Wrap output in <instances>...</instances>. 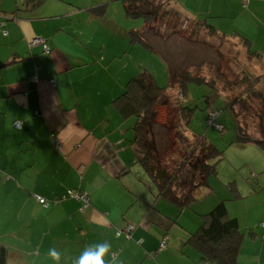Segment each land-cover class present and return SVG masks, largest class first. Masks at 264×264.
Here are the masks:
<instances>
[{"label": "crops", "instance_id": "crops-1", "mask_svg": "<svg viewBox=\"0 0 264 264\" xmlns=\"http://www.w3.org/2000/svg\"><path fill=\"white\" fill-rule=\"evenodd\" d=\"M167 1L193 23L207 21L228 39H249L264 54V0L248 7L244 0ZM108 4L0 0V243L10 250L8 264H73L86 246L101 241L111 243L117 264H167L175 252L184 264L199 257L180 250L186 227L172 229L168 248L157 252L163 215L171 218L172 210L135 170L131 125L114 104L123 89L108 88L105 78L97 86L92 64L98 51L84 41L81 18L103 17ZM36 38L50 53L33 45ZM108 56L105 51L102 64ZM69 190L89 196L83 213L80 202L66 197ZM129 224L136 227L132 238L118 236ZM51 248L61 253L59 262L48 255ZM258 248L251 264H264V238ZM243 255L242 264H250L244 248Z\"/></svg>", "mask_w": 264, "mask_h": 264}, {"label": "rangeland", "instance_id": "rangeland-1", "mask_svg": "<svg viewBox=\"0 0 264 264\" xmlns=\"http://www.w3.org/2000/svg\"><path fill=\"white\" fill-rule=\"evenodd\" d=\"M96 1L100 4L109 2L106 13L103 17H94L87 13L83 15L81 30L84 41L92 42L91 48L95 44L98 51L96 63L92 64V70L95 66L99 73L97 86L100 87V79L105 78L108 88L112 86L124 89L131 77L143 69L149 70L161 87H167L168 103L158 109L159 115L155 124L159 155H166L167 163L164 164L170 165L171 160L184 156L186 150L195 142L193 135L204 136L223 152L218 174L210 179L212 188L197 191L192 207L183 210V214L177 218L180 224L171 220L177 214L175 207L168 205L172 210L169 214L172 217L163 215V233L169 234L172 229L176 233L182 232L184 227L196 231L202 223L200 215L207 213L222 199L227 200L230 215L240 217L243 232L248 228L245 224H250V229L253 224H257L261 230L264 221V152L254 144L237 143L236 121L227 104L233 101L234 110L238 112L242 125L252 135L264 139V59H252L238 40L214 36L204 28L197 31L194 21L180 12V22L176 26L179 32L170 34L165 42H149L154 46L156 44L159 50L158 53L151 51L143 44L132 43L130 30H143V19H129L122 0H94ZM166 4L175 10L168 1ZM171 19L174 23L175 18ZM205 19L204 16L201 21ZM160 30L165 35L170 33L165 26L160 27ZM104 50L109 56L107 62L102 64ZM115 55L118 59H110ZM170 69L177 72L189 69L192 74L212 80L216 90L207 84L198 85L192 82L187 96L182 100L179 85L176 83L171 88L168 86ZM102 70H105L103 75ZM181 100L185 106L194 109L188 129L178 113V102ZM212 112L219 113L216 124L223 127L224 132L211 124ZM128 123L131 125L129 132L133 137L134 118H130ZM134 167L148 178L139 165ZM253 175L256 179L252 178ZM148 182L152 184L149 178ZM232 186L238 189L239 199H235L237 194L231 191ZM247 241L252 243L251 249L247 251V247L243 248L248 257L247 263L251 264L250 253H253V248H260L263 237L257 236L255 241L246 236V245ZM199 260L200 257H196L194 263L199 264ZM167 264L184 263L180 254L175 252Z\"/></svg>", "mask_w": 264, "mask_h": 264}, {"label": "trees", "instance_id": "trees-1", "mask_svg": "<svg viewBox=\"0 0 264 264\" xmlns=\"http://www.w3.org/2000/svg\"><path fill=\"white\" fill-rule=\"evenodd\" d=\"M122 3L125 14L129 19L141 18L144 22L143 30H130L132 43L143 44L149 50L158 53L157 45L154 43V46L149 42H165L170 34L177 32L176 26L180 22V13L169 8L166 4L167 0H162V2L158 0H122ZM250 3L251 0L246 4V7ZM101 12L104 13L103 10ZM171 18H175L174 23L171 22ZM162 26H165V29L170 33L167 35L162 33L160 30ZM194 28L197 31L204 28L214 36L228 37L207 21L194 24ZM236 40L240 41L242 47L252 59H263V55L253 48L249 39L241 37ZM169 73L168 86L171 88L173 84L177 83L183 96L182 100L187 96L189 85L192 82L198 85L207 84L216 90L212 80H205L192 74L189 69H184L181 72L170 69ZM166 95L167 87H161L153 73L143 69L126 83L122 93L114 100V104L123 120H129L130 118L135 120L134 125H132L134 136L130 141L135 159L134 165H139L151 180L152 186L157 192V199H161L175 207L177 215L171 220H176L175 222L180 224L177 218L183 214V210L192 207L196 201L197 191L203 188H212L210 179L218 174V166L223 159V152L204 136L193 135L195 142L190 145V149L186 150L184 156L178 160H171L170 165L164 164L166 155H159L155 139V124L159 115L158 109L168 103ZM182 100L178 102V113L188 129L194 109L185 106ZM227 106L236 121L237 143L254 144L264 152V139L252 135L249 129L242 125L238 112L234 110L235 104L233 101H229ZM218 115L219 113L212 112L213 121H211V124H215L216 128L224 132L225 129L216 124ZM252 178L256 179V176L253 175ZM231 191L235 195L237 194L235 199L240 198L236 186H232ZM66 197L70 198L68 192ZM217 202V205H214L211 210L200 215L202 216V223L196 231L187 230L188 237L184 242V248L180 250L182 253H185L186 249L196 251L200 257L201 263L199 264H242L243 261H240V259L245 256H242V252L243 247L246 246V236L254 240L261 235L264 238V221L262 234L256 231V228L260 229L257 224H253L251 229L249 228L250 224H245L248 228L246 232H243L241 219L238 216L232 217L230 215L229 207L226 204L227 200L222 199ZM40 204L45 207L46 204L49 205L48 202ZM80 204L79 210L83 213L87 207L83 208V204ZM130 226H132V229L128 230ZM135 229V225L129 224L124 229L118 230L117 235H124L127 239H131ZM168 245L169 235L165 232L157 252L166 250ZM9 257V248L0 243V264H8ZM257 264L262 263L258 260Z\"/></svg>", "mask_w": 264, "mask_h": 264}, {"label": "clouds", "instance_id": "clouds-1", "mask_svg": "<svg viewBox=\"0 0 264 264\" xmlns=\"http://www.w3.org/2000/svg\"><path fill=\"white\" fill-rule=\"evenodd\" d=\"M48 255L58 262L61 257L56 248L49 249ZM73 264H117V254L113 252L110 242L101 241L86 246L74 259Z\"/></svg>", "mask_w": 264, "mask_h": 264}, {"label": "built area", "instance_id": "built-area-1", "mask_svg": "<svg viewBox=\"0 0 264 264\" xmlns=\"http://www.w3.org/2000/svg\"><path fill=\"white\" fill-rule=\"evenodd\" d=\"M244 1H245V4H247L249 2V0H244ZM41 44H44V42H43V40L41 38H36L33 41V45H41ZM44 48H45V52L46 53H50L49 47H47L45 44H44ZM50 82L52 84H55L54 80H51ZM15 127L16 128H21L22 124L20 122H16L15 123ZM68 195H69V197L71 199H75V200L79 201L80 203H82L83 204V208H86V207H88L90 205L89 196L86 193L69 190L68 191ZM37 199L42 204H46L47 203V201L44 198H42V197H38ZM46 206H47V204H46ZM131 229H132V226H130L128 230H131Z\"/></svg>", "mask_w": 264, "mask_h": 264}]
</instances>
